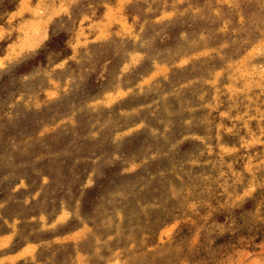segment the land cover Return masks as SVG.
<instances>
[{"label":"rangeland","instance_id":"rangeland-1","mask_svg":"<svg viewBox=\"0 0 264 264\" xmlns=\"http://www.w3.org/2000/svg\"><path fill=\"white\" fill-rule=\"evenodd\" d=\"M263 49L264 0H0V264H264Z\"/></svg>","mask_w":264,"mask_h":264},{"label":"bare ground","instance_id":"bare-ground-1","mask_svg":"<svg viewBox=\"0 0 264 264\" xmlns=\"http://www.w3.org/2000/svg\"><path fill=\"white\" fill-rule=\"evenodd\" d=\"M168 17V16H167ZM39 23V22H38ZM24 27V26H23ZM130 27V26H129ZM101 32V31H100ZM130 33V32H129ZM27 34V33H26ZM131 34V33H130ZM134 35V34H133ZM34 36V35H33ZM136 36V35H135ZM27 40H29V39H27ZM196 41V40H195ZM264 50V49H263ZM132 52H134V51H132ZM263 53V52H262ZM257 56V55H256ZM262 56V55H261ZM256 71V70H255ZM138 85V84H137ZM231 151V150H230Z\"/></svg>","mask_w":264,"mask_h":264}]
</instances>
